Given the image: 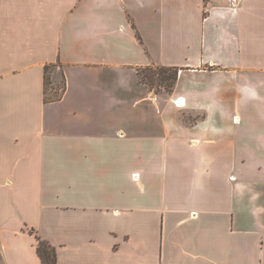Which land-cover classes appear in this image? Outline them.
I'll list each match as a JSON object with an SVG mask.
<instances>
[{
	"label": "crops",
	"instance_id": "obj_1",
	"mask_svg": "<svg viewBox=\"0 0 264 264\" xmlns=\"http://www.w3.org/2000/svg\"><path fill=\"white\" fill-rule=\"evenodd\" d=\"M30 230L56 264H264V0H0V264H41Z\"/></svg>",
	"mask_w": 264,
	"mask_h": 264
},
{
	"label": "trees",
	"instance_id": "obj_2",
	"mask_svg": "<svg viewBox=\"0 0 264 264\" xmlns=\"http://www.w3.org/2000/svg\"><path fill=\"white\" fill-rule=\"evenodd\" d=\"M56 67H60V63L48 64L44 66V102L58 100L64 91V85L60 89H56L52 82V73ZM179 69L176 67H145L138 69V78L140 83L145 84L150 90L158 93L153 89V85H159L166 93H170L177 79ZM30 234H34L37 241L36 252L41 264H56L57 254L53 246L42 240L32 230Z\"/></svg>",
	"mask_w": 264,
	"mask_h": 264
},
{
	"label": "rangeland",
	"instance_id": "obj_3",
	"mask_svg": "<svg viewBox=\"0 0 264 264\" xmlns=\"http://www.w3.org/2000/svg\"><path fill=\"white\" fill-rule=\"evenodd\" d=\"M55 70H57V67L54 69V71ZM58 85H60L59 86V89H60V87H62V83H61V81H60V84H58ZM54 88H55V86H53ZM153 89L155 90V91H157L158 93H162V92H164V90L162 89V88H160V86L159 85H153Z\"/></svg>",
	"mask_w": 264,
	"mask_h": 264
},
{
	"label": "built area",
	"instance_id": "obj_4",
	"mask_svg": "<svg viewBox=\"0 0 264 264\" xmlns=\"http://www.w3.org/2000/svg\"><path fill=\"white\" fill-rule=\"evenodd\" d=\"M235 2V0H233Z\"/></svg>",
	"mask_w": 264,
	"mask_h": 264
}]
</instances>
